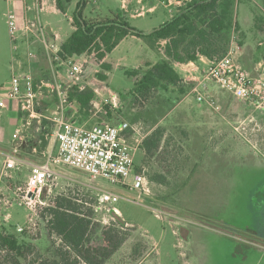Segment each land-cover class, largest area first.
Instances as JSON below:
<instances>
[{"label":"rangeland","instance_id":"374dc122","mask_svg":"<svg viewBox=\"0 0 264 264\" xmlns=\"http://www.w3.org/2000/svg\"><path fill=\"white\" fill-rule=\"evenodd\" d=\"M28 1L36 16L35 0ZM63 1H69L65 14L48 10L40 13L42 23H50L63 40L72 34L73 18L79 12L87 22L109 21L124 3L123 0ZM125 1L127 5L131 3V0ZM138 1L142 0H134L136 4ZM151 1H143L144 6L138 4L139 13H148ZM236 1L232 29L225 34L228 52L231 45L241 50L248 44L247 48L264 58V52L259 49L264 43L263 3L261 0ZM154 2L157 12L143 17L126 16L131 27L144 33L159 29L171 20L169 9L175 16L190 0H177V5L170 8L161 5L162 0ZM165 2L169 4V0ZM11 9L9 0H0V98L9 90L17 53L14 45L19 46L21 38L17 33L18 41L14 43L12 39ZM160 47L157 51L151 49L142 39L123 42L109 54L113 62L121 66L111 72L108 81V87L119 97L118 107L111 105L109 90L101 89L103 95L96 96L87 115H80L79 106L72 107L68 115L88 127L128 122L139 128L141 137L145 138L158 127L166 128V146L154 160L145 161L142 145L135 154L134 164L138 167L135 173L146 175L151 195L146 197L132 189L133 177L127 179L128 186H123L105 179L94 181L84 172L65 166L52 167L63 178L56 188L44 191L43 195L50 198L49 204L65 196L82 204L83 212L92 211L94 223L100 225L93 237L95 243L101 242L105 226L119 224L116 216L105 210L95 212L99 194L109 192L119 197L111 206L121 212L119 218L126 223L123 230L129 237L105 264H264V111L257 112L214 82L207 83L208 94L219 109L199 104L195 93H191L193 89L186 94L171 89L168 93H157L147 103L129 104L126 93L133 88V81L125 72L138 66L142 58L159 62L162 59ZM125 57L128 62L121 61ZM35 60L28 58L26 66ZM40 66L45 70L41 72L49 69L47 62ZM188 84L196 86L192 81ZM200 90L207 94L204 88ZM172 99L174 102L169 104ZM51 103L55 106L57 101L53 98ZM7 104L0 113V149L11 144L21 125L17 102L11 100ZM43 108L48 116L56 110H47L45 103ZM123 111L125 113L120 115ZM108 112L113 114L114 120L108 117ZM41 130V125L35 121L29 143L35 142ZM45 140L49 141V149L42 147V141L38 142L39 149L55 152L53 134L45 135ZM2 160L0 156V173ZM158 173L165 177L166 184L152 181ZM13 177L3 180L0 186V200H3L0 201V233L15 234L50 257L61 241L47 230L44 211L49 206H40L36 212L19 206L14 194L18 186L25 184L27 173L17 172ZM8 201L13 204L6 205ZM19 228H25V232H19Z\"/></svg>","mask_w":264,"mask_h":264},{"label":"built area","instance_id":"2783aa9c","mask_svg":"<svg viewBox=\"0 0 264 264\" xmlns=\"http://www.w3.org/2000/svg\"><path fill=\"white\" fill-rule=\"evenodd\" d=\"M34 5L37 14L33 19L29 16L19 18L15 13L9 16L11 35L14 43L18 41L17 33L33 36L50 60V69L43 76L37 77L32 73V62H28L27 71L18 70L16 65L19 62H14L9 90L4 98H0V113L8 107V101H16L21 125L15 133V145L9 152L2 154L1 179L9 180L14 178L15 173L26 171L27 180L25 184L17 187L15 202L33 212L40 206H50V198L44 196L43 192H51L59 185L60 177L52 168L54 166L77 169L94 181L105 179L123 186H128L127 179L133 177L130 187L149 197L151 189L146 175L135 173V154L145 139L141 137L139 128L130 126L128 122L118 125L103 123L88 127L75 123L68 117L70 109L78 106L76 102L69 100V94L74 88L79 91L92 90L95 96L99 97L103 95L102 91L104 92L101 89L109 90L111 105L118 107V95L109 89L107 81L98 77L105 64L104 59L99 57L95 49L80 56L62 57L58 36L47 28L40 18V0H35ZM173 5H177V0H169L166 7ZM30 10L31 8H28V11ZM17 50L18 46L14 45V51ZM239 52L237 46L231 45L224 57L210 61L206 80L202 86L196 85L191 91L192 94L195 93L199 104L219 109L208 94L207 83L214 82L221 90L249 104L257 112L264 111V62L256 67L255 74L252 75L238 62ZM34 57L36 56L33 52L28 53V58ZM105 75L108 76L109 73L105 72ZM200 88H204L207 94ZM53 98L57 101L56 110L48 116L43 110L44 100ZM45 106L47 107L46 103ZM45 120L52 124L56 151H40L39 145H36L32 151L39 158L30 160L22 157L20 146L30 135L32 125L35 121L41 125ZM99 195L100 201L94 207L95 212L105 210L108 214L119 216L118 210L111 206L119 197L109 192ZM9 204L13 203L8 201L6 205ZM35 227L36 224L33 228ZM18 230L25 232V228Z\"/></svg>","mask_w":264,"mask_h":264},{"label":"trees","instance_id":"16d2710c","mask_svg":"<svg viewBox=\"0 0 264 264\" xmlns=\"http://www.w3.org/2000/svg\"><path fill=\"white\" fill-rule=\"evenodd\" d=\"M261 2L264 6V0ZM67 3L57 0V8L64 14ZM236 3V0H190L169 22L149 34L131 27L122 11L111 20L103 22H87L79 12L73 18V27L76 29L62 44L61 55L80 56L95 49L101 59H106L130 36L144 40L156 50L160 41L169 40L164 50L166 58L156 64L146 61L142 67L125 72L133 81V88L126 95L130 100L129 104L133 105L147 103L157 93H168L171 89H178L181 94H186L195 84L186 83L175 70L173 62L187 64L197 62L200 57L210 60L224 57L229 45L225 34L232 29ZM109 71L110 66L104 64L98 77L107 81L105 72ZM69 100L78 104L82 116L92 109L96 96L92 90L79 91L74 88L69 94ZM171 102L174 100H170L169 104ZM123 113L125 111L120 115ZM108 117L115 119L110 112ZM72 121L77 123L75 119ZM49 125L52 126L47 120L43 121L40 136L35 138L34 143H29V148L38 145L40 141L43 142L42 147L49 145V141L45 140V135L53 132ZM165 135L166 128L158 127L144 139L142 150L145 152L146 162L154 160L166 146ZM152 181L166 184L167 180L158 173ZM82 207L73 198L59 196L45 209L49 234L56 235L61 240L50 257H45L37 251L34 244L15 234L6 231L0 233V264H105L128 240L129 234L123 230L126 223L114 214L121 229L118 225L105 226L102 229L101 242L95 243L93 237L97 235L100 225L94 223L92 211L85 213Z\"/></svg>","mask_w":264,"mask_h":264},{"label":"crops","instance_id":"0c3cea01","mask_svg":"<svg viewBox=\"0 0 264 264\" xmlns=\"http://www.w3.org/2000/svg\"><path fill=\"white\" fill-rule=\"evenodd\" d=\"M10 4H11V10L13 11V13L17 14V16L19 18H25L27 16L34 17L35 18V10L29 6V1L27 2V0H9ZM136 1V0H135ZM147 2V0H142L141 2H137V4L134 2V0H131V3L129 2V4L127 5L126 3H128V1L123 0V5H122V9L120 11H122L124 13L125 16L127 15H131V16H135V17H143L149 15V14H153L155 12H157V5L154 4V0H152L150 2V7L148 8L147 12H142L139 13V8H138V4L141 5L142 2ZM164 3H160L161 5H166L165 4V0H162ZM41 2V7H42V11L40 13H42L43 11H50L53 14H60V10L57 8V0H40ZM27 8H31V10L25 11L26 7ZM135 6V7H134ZM142 6H144V3H142ZM165 9H167L165 6H163ZM144 10V8H143ZM132 11H134L132 13ZM137 12V13H136ZM168 12L171 14V19L174 17L173 14V10L169 9ZM62 13V12H61ZM136 13V14H135ZM37 14V13H36ZM40 15V14H39ZM41 18V17H40ZM33 19V18H32ZM170 21V20H169ZM168 21V22H169ZM70 23L72 24V19H70ZM167 23V22H166ZM164 25V24H163ZM47 28H49L50 30H52L57 36H58V43L59 45L62 47V44L69 38L63 40L62 37L60 36V34L58 32H56L52 25L50 23H47L45 25ZM73 32L75 31V28L72 26ZM137 30V29H136ZM156 30V29H155ZM72 32V33H73ZM153 32V31H152ZM144 33V32H143ZM151 33V32H150ZM145 34H149V33H145ZM20 44L18 46V50L17 53L15 54V57L13 59V62H19L16 66L17 69H22L27 71V64L25 62L28 61V53L29 52H33L35 54L36 57H34V59H37L33 62L32 64V73H34L37 77L38 76H43L45 73L41 72V71H45L43 67L40 66V64H42V62H47V65H49L50 60L48 59L44 49L42 48V46L36 42L35 38L31 35L27 36V35H20ZM129 39L131 40H140V38L135 37V36H130L128 38H126L125 40H123L113 51L111 54H113L118 48L119 46L125 42L128 41ZM164 41H160L157 45H161L162 47H160V55L162 57V59L166 58L165 55V46L169 43V40H166L165 43H163ZM262 47L259 48L260 51L262 50L264 52V43L260 44ZM150 47V46H149ZM248 44L246 45V47L242 48L239 52L238 55V62L240 63V65L250 74H255V70L256 67L261 63L264 62V58L261 56V54H257L253 51L252 48H247ZM143 49V48H142ZM151 49H153L151 47ZM156 50V49H154ZM157 51V50H156ZM262 52V53H263ZM261 53V52H260ZM110 54V55H111ZM110 55L104 59L105 64L109 65L111 68V71H109V75H108V80H107V84L108 81L110 80V74L113 70H115L116 68H120V63H114L113 60L111 59ZM161 59V60H162ZM139 60V59H138ZM160 60V61H161ZM122 62H128V58L125 57L124 59L121 60ZM151 62L152 64H156L158 62H154L150 59H140V62L138 66H136L134 69H138L140 67L143 66L144 62ZM210 59L206 58V57H200L199 60L197 62H192V63H187V64H181V63H175L173 62V66L175 68V70L181 75V77L185 80L186 83H188L189 81L195 82L196 85L201 84L200 86H202V83L206 80V75H207V71L209 69V64H210ZM14 66V65H13ZM39 68V69H38ZM35 69H38L37 72L35 71ZM50 69V66H49ZM48 69V70H49ZM132 70V69H131ZM181 72V73H180ZM183 73V74H182ZM110 89V88H109ZM111 90V89H110ZM114 92V91H112ZM52 99H45V103L47 105V107L49 108L50 111H52L55 106L53 103H51ZM50 105V106H49ZM5 111V110H4ZM3 111V112H4ZM19 124H21V116L19 114ZM15 145L14 140L11 142V144H9L8 146H3V148L0 149V156L3 159L2 154L4 152H9L13 146ZM36 146V145H35ZM34 146V147H35ZM55 146V144H54ZM31 147L29 148V135L27 137V140L25 141V143H23L20 148H21V156L26 158V159H30V160H35L38 156L33 154V148ZM49 147V146H48ZM47 147V148H48ZM51 147H53V144L51 145ZM49 149V148H48ZM53 149V148H52ZM53 151V150H52ZM56 151V150H55ZM39 158V157H38ZM3 161V160H2ZM57 167V166H54ZM2 171V170H1ZM54 171L59 175V181L63 178L62 175H60L57 170L54 169ZM13 179V178H12ZM2 179H1V173H0V186L2 183ZM3 194L5 195V192H3ZM9 195L11 194V192L8 193ZM6 196V195H5ZM3 201V200H0ZM118 210V209H117ZM119 212V216L122 217L121 212L118 210Z\"/></svg>","mask_w":264,"mask_h":264}]
</instances>
